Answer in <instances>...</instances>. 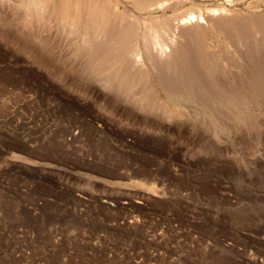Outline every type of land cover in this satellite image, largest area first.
I'll use <instances>...</instances> for the list:
<instances>
[{
    "label": "rangeland",
    "instance_id": "obj_1",
    "mask_svg": "<svg viewBox=\"0 0 264 264\" xmlns=\"http://www.w3.org/2000/svg\"><path fill=\"white\" fill-rule=\"evenodd\" d=\"M20 22L0 18V264H264V66L246 50L260 40L242 53L222 37L224 57L214 42L227 72L204 84L230 93L167 122L174 105L162 106L155 77L166 116L129 104L121 79L95 82L62 30ZM239 55L257 75L249 87Z\"/></svg>",
    "mask_w": 264,
    "mask_h": 264
},
{
    "label": "bare ground",
    "instance_id": "obj_2",
    "mask_svg": "<svg viewBox=\"0 0 264 264\" xmlns=\"http://www.w3.org/2000/svg\"><path fill=\"white\" fill-rule=\"evenodd\" d=\"M198 1L201 2L198 3ZM213 1L215 0H0V18H20V21L25 26L31 28L35 26L37 29H40V31L44 30L46 32L47 30L51 32L55 30L56 33L57 31H63L64 34H67L65 35L66 37L68 36L71 37V39H75L74 43L73 41L72 44L70 42V45H72L71 47L74 45L76 46V48L74 47L73 49L83 51L89 56L88 66L90 68L89 70L92 72V77H96L95 80L101 78L103 83L104 80L107 81L110 78L121 79L122 82L119 84H123L126 91L124 88H121L122 86H120L119 90L124 89L129 104L132 106L134 105V107L139 106L141 111H143V109L146 110V108L151 111L159 109V111H163V113L160 111L162 116H166L167 114H164L165 110L160 106L161 102L163 103L164 100L157 96L158 94L156 92L158 91L153 87L154 82L152 85L150 84L151 77H155L158 82L157 85L160 86L161 92L163 95L165 94L166 98L162 106H167V103L168 106L169 103L174 105L167 109L169 113L166 116L167 122L171 120L173 122L174 116L179 118L182 113L181 111H183V108L186 106L197 107L203 105L207 107L204 104L206 103L208 105L212 102L215 104V106L213 104L215 108L218 107L216 104L223 101L221 98L225 90L221 91L223 94L220 92L219 88V91L216 90L220 85H218L219 82H217V87L216 84L214 87V84H204V82H206L205 80L208 78L207 76H203L206 73H208V75L215 73L214 75L216 76L220 73L223 78V75L225 77V73L227 72L223 70V73L221 70L222 68H220L221 66L218 67L220 64L219 61H222L220 59L223 58L222 54L220 58L218 57L217 51H215V47L218 45L215 46L214 42L219 43L220 46L222 37L225 39H230L232 37L237 40V48L238 44L241 47H246L247 43V45H250L249 43H251V41L248 42L249 39H258V41L260 40L258 45H262L263 47L257 49L255 45L254 49L251 47L250 49L247 48V46L246 50L248 54L253 53L255 56L256 53V55L263 56V60L259 56H257V59L260 58L264 62V51H262L264 50V11H260L258 8L253 7H250L247 11H235L228 7L229 5H238L246 0H226V3L222 1L217 4ZM186 6H190L192 9L190 8L189 13L186 12L187 14L182 12L184 15H181L180 10ZM172 11H174V14H169ZM176 12L180 15H176ZM232 38L230 40L233 43ZM245 41H247V43H245ZM227 45H229V42ZM224 46L223 44V47ZM223 47H218L220 53L224 52H221V48ZM231 47H234V50H231L234 52L235 46L232 45ZM231 47L229 48L232 49ZM239 47L236 51L241 50L243 53V47ZM245 47L243 48L244 51ZM255 48L259 53L262 52L263 54L254 51ZM223 50H226V48ZM245 53L247 54V52H244V55ZM231 54L235 53L231 52ZM248 54L247 56L250 57L251 55ZM227 55L229 54L225 55L223 53V57ZM235 55L237 56V52ZM235 55L232 56L235 58ZM243 57H240L243 62L239 61L240 59L238 61L243 63L241 64L243 68L241 71L246 80L244 83L247 85L248 80L257 75L254 74L255 72L251 70L250 67L248 68L249 64L247 65V62L253 58L250 57V59H247L248 57L245 55L248 60L246 61ZM260 59L258 61H261ZM227 60L225 61L223 59L226 63L229 61ZM234 60L237 61V59ZM253 62L255 63L257 61H252V67L256 66ZM261 62L257 63L254 70L256 69L258 73L262 70L261 74H263L264 67L262 66H264V63L262 64ZM231 63L233 65H230L234 66V68H232L235 69V63ZM259 63L262 65H259ZM258 66L262 67L260 72L257 70ZM217 67L220 68V70H218ZM173 68L175 69V73L172 74ZM237 69L238 68H236V73ZM228 70H230V68ZM250 70L253 72L254 76H251L252 72ZM169 71H171V74L168 73ZM214 71L220 72L216 73ZM230 72L231 73H228L229 78L232 77V71L230 70ZM219 76L218 78L220 79ZM262 76L259 78L264 80V75ZM203 77L205 79H203ZM243 77L240 75L237 81H244ZM172 79H175V81L172 82ZM214 79H216V77ZM225 79H227V77ZM123 80L125 82H123ZM136 80L138 81L136 82ZM209 80L210 78L207 81ZM257 80H255L257 86L264 83V81L261 82L258 80L261 82L258 84ZM106 81L103 85L107 86ZM95 82H97V80ZM102 83L100 84L99 82V86H102ZM250 84L247 86L249 87ZM242 85L241 87L244 86ZM260 86L264 88V84L259 85V87ZM246 90L245 88L244 91ZM117 92L120 93V91ZM227 93H230V91ZM206 95H209V97L213 99L204 98ZM228 95L230 96V94ZM244 97L247 96L244 95ZM236 99L237 100L225 101V112L226 110L230 111V109L234 111L232 106L238 105L236 103L239 101L238 97ZM239 99L241 100L242 97L240 96ZM221 105L223 106L224 104ZM168 106L165 107V109L168 108ZM205 107L199 108L203 110ZM212 109L213 108H211V113H213V115L209 112L212 117H214L215 114L218 115L217 113L214 114V111L218 110L219 107L218 109ZM184 110L186 111L185 108ZM202 110L199 111L202 112ZM205 110H209V107ZM218 112L220 113V110H218ZM222 112L224 113V110ZM196 113L199 114L198 111ZM181 115L184 117V113ZM182 116L181 118H183ZM185 116H187V114ZM184 119L185 118L182 120ZM203 120L206 121L205 119ZM204 121L203 125L205 124ZM15 160L20 161V159Z\"/></svg>",
    "mask_w": 264,
    "mask_h": 264
}]
</instances>
